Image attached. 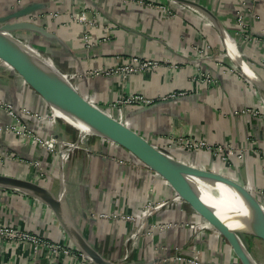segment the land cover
<instances>
[{
    "label": "crops",
    "instance_id": "0c3cea01",
    "mask_svg": "<svg viewBox=\"0 0 264 264\" xmlns=\"http://www.w3.org/2000/svg\"><path fill=\"white\" fill-rule=\"evenodd\" d=\"M81 12L90 23L77 19ZM15 20L44 29L18 35L72 74L86 99L169 156L235 180L264 205V0H0V23ZM132 55L163 64L124 77L87 73L116 67ZM173 91L180 92L175 101L163 98ZM135 93L152 102L115 104ZM0 99L39 115L46 110L44 99L2 60ZM21 118L28 127L17 130L71 137L68 123ZM13 121L0 106V125ZM17 130H0V173L34 180L59 195L63 218L105 257L115 260L129 248L134 264H191L196 249L198 264H241L217 231L194 229L204 219L161 175L119 145L94 136L90 155L76 149L75 140L61 156ZM180 137L206 146L184 149L177 145ZM148 200L168 204L145 216L132 241L133 222L108 215L141 217ZM0 223L74 245L54 211L28 191L0 186ZM47 254L43 249L36 255L23 242L0 241V264H74L72 256Z\"/></svg>",
    "mask_w": 264,
    "mask_h": 264
},
{
    "label": "water",
    "instance_id": "95a60500",
    "mask_svg": "<svg viewBox=\"0 0 264 264\" xmlns=\"http://www.w3.org/2000/svg\"><path fill=\"white\" fill-rule=\"evenodd\" d=\"M24 11L21 10L16 14ZM25 29L45 32L41 26L30 21L15 20L0 23V34L19 40L34 52L30 45H26L25 41L14 36V34L19 36V31ZM34 53L38 54L37 52ZM0 60L9 65L50 106L51 101L56 102L75 117L90 125L99 137L119 145L154 172L161 175L182 200L188 203L204 220L212 224L218 233L226 239L241 264H253L252 257L244 244L243 235L248 234L264 241V224L252 227L226 225L223 219L184 176L216 179L224 183L234 184L245 189L250 200L258 203L264 210V205L246 187L218 172L201 169L169 156L125 122L113 117L86 99L73 84L69 85L55 75L48 73L2 39H0ZM0 186L28 191L44 201L54 211L61 223L65 225L64 228L74 245L94 264H134L131 262H118L101 254L80 231L69 225L67 220L63 218L62 199L47 186L34 180L6 173H0ZM246 203L251 204V201L248 200ZM255 213H257L260 220L264 221V215L258 212Z\"/></svg>",
    "mask_w": 264,
    "mask_h": 264
},
{
    "label": "built area",
    "instance_id": "2783aa9c",
    "mask_svg": "<svg viewBox=\"0 0 264 264\" xmlns=\"http://www.w3.org/2000/svg\"><path fill=\"white\" fill-rule=\"evenodd\" d=\"M77 19L82 22H87L90 23V20L87 19L86 15L84 12H81L76 15ZM238 22L241 25L243 23V19L241 16L238 17ZM163 63L159 59H153V58H148V57H139L137 55H132L131 57L128 58L127 61L122 63L121 65H118L116 67H110V68H103V69H90L87 71L88 74H106V75H114L118 74L121 77H124L127 74H132V73H138L141 71H147L151 69H155L159 66H161ZM180 94V92H171L167 96L163 98H171L172 100L175 101L177 95ZM117 102H121L123 104H133V105H146L148 103L152 102V99L146 97L142 93H135V94H127L124 95L123 97H120L118 100L115 101V104ZM0 106L6 111L7 115L10 116L14 121L11 122L8 125L1 126L0 125V130L2 127H8L11 129H16V127H28V125L22 120V115H28L31 117H36L39 114L37 112L30 111L27 108H21V109H16L14 105L10 102H5L0 99ZM120 121H123L122 118H119ZM124 122V121H123ZM22 129V128H21ZM17 130L19 135H21L24 139L28 138L37 143L39 146L44 148L46 151L53 153V152H58L59 155H64V152L70 148V146L73 143H68L64 141L61 138L56 137L53 133L48 135L47 137H42L39 134H36L35 132H32L29 128L25 129L23 128L22 130ZM105 139V138H103ZM107 141H110L106 139ZM112 142V141H110ZM177 145L184 147V149H189V150H197L201 149L206 146V142L203 140H196L192 139L190 137H180L177 141ZM113 143V142H112ZM218 148V151L222 152L223 146L218 145L216 146ZM75 149V148H74ZM74 149H71L70 151H73ZM86 150H88L86 148ZM175 196L179 199L180 196H178L175 193ZM168 204L167 200H161V201H150L148 200L144 206H143V214L141 217H134L132 215H120V214H114L111 213L108 216L109 217H120L121 219L124 220H130L133 222L134 227H133V233H130V238L132 241H134V236L135 234H138L144 227H145V216L151 215V213L157 211L160 208H163ZM103 216H107V214H102ZM162 227H169L170 224H164L161 225ZM208 223L206 221L203 222H197L195 224L194 229L195 230H200L203 228H208ZM0 241L2 242H13V243H19L23 242L26 244H29L32 248V253L38 254L40 251L43 249L47 250L48 254L46 257H53L54 254L57 253H63L65 255L72 256L74 260V264H94L93 261H91L83 252H81L75 245L71 247H66L60 243L57 242H52L48 239H45L41 235L26 230V229H20L17 227H14L10 224L6 223H0ZM130 254V249L126 248L124 253L120 255L115 261L118 262H128ZM199 253L196 249H193V255L188 259V261L191 264H198L199 261ZM208 264V263H204Z\"/></svg>",
    "mask_w": 264,
    "mask_h": 264
},
{
    "label": "bare ground",
    "instance_id": "6f19581e",
    "mask_svg": "<svg viewBox=\"0 0 264 264\" xmlns=\"http://www.w3.org/2000/svg\"><path fill=\"white\" fill-rule=\"evenodd\" d=\"M0 39L12 46L18 52L26 55L27 58L42 67L48 73L55 75L61 81L72 85V74L66 70L58 68L45 57L32 52L17 39H12L11 37L4 34H0ZM257 83H259V81ZM50 103L51 109L53 110L56 117H59V119L68 122L70 126L78 129V138L81 136L82 137L80 140L76 141V143H81L84 135L95 133L94 129L90 125L75 117L62 106L54 101H51ZM184 177L198 190L202 198L216 211V213L223 219L226 225L231 227H252L264 224V221L260 220L257 216V213H255L258 212L259 214L264 215L263 208L258 203L250 200L245 189H242L234 184L224 183L216 179L191 176ZM248 200L251 201L252 205L246 203ZM208 224L216 229L212 224ZM251 260L253 264H256L252 258Z\"/></svg>",
    "mask_w": 264,
    "mask_h": 264
},
{
    "label": "rangeland",
    "instance_id": "374dc122",
    "mask_svg": "<svg viewBox=\"0 0 264 264\" xmlns=\"http://www.w3.org/2000/svg\"><path fill=\"white\" fill-rule=\"evenodd\" d=\"M14 36H16V38H18V39H20L21 40V38H20V36H17V35H15L14 34ZM32 42V41H31ZM26 45H28L29 46V43L28 42H24ZM33 51L34 52H37V51H35L34 49H33ZM38 52H40L39 50H38ZM37 52V53H38ZM38 54H40L42 57H45L48 61H50V62H52L51 61V57L49 56V55H44L42 52L41 53H38ZM1 61V60H0ZM84 96V95H83ZM85 97V96H84ZM86 98V97H85ZM45 101V100H44ZM46 102V101H45ZM46 110L43 112V113H40V115H38V116H36L37 118H48V119H50V117L51 118H53V119H57V122H59L60 124L61 123H68V122H66V121H64V120H60L59 119V117H56V115H54L53 113V110L51 109V106L46 102ZM105 112H109V109L108 108H106V109H103ZM55 123V122H54ZM58 124V123H57ZM63 124V125H64ZM62 125V126H63ZM65 127H66V124H65ZM74 128L75 127H73L72 128V126H70L69 125V123H68V125H67V127H66V130L69 132V133H71V137H68V136H66V137H68V140H66L67 138L65 137V139H63V138H61L62 137V135H63V132H61V135H56L57 137H59V138H61V139H63L64 141H66V142H68V143H73L77 138H78V136H79V131H77L78 129H75L74 130ZM33 132V131H32ZM68 132H67V134H68ZM94 136H98L97 134H95V133H93V134H86V135H84L83 136V138H82V141H81V143H76V145H75V147H77L76 149H78L79 150V148L81 149H88V151H86L85 153H87V155H90L91 154V146H90V143H91V140H92V137H94ZM82 137V136H81ZM81 137H79L78 139H77V141L78 140H80L81 139ZM103 139V138H102ZM103 140H106V139H103ZM107 141V140H106ZM90 142V143H89ZM76 149H75V151H76ZM74 151V152H75ZM73 152V153H74ZM3 154V153H2ZM174 193H176L175 192V190H174ZM204 221H206V220H204ZM207 222V221H206ZM209 225V224H208ZM209 227L211 228V229H213L214 231H217L216 229H214L211 225H209ZM218 232V231H217ZM222 236V235H221ZM223 237V236H222ZM243 241H244V244H245V246H246V249L248 250V252H249V254L251 255V257L253 258V260L257 263V264H264V241L263 240H261V239H259V238H256V237H253V236H251V235H248V234H245V235H243Z\"/></svg>",
    "mask_w": 264,
    "mask_h": 264
}]
</instances>
